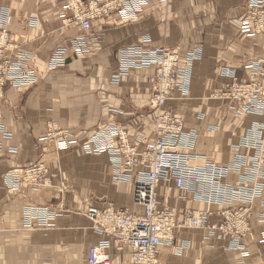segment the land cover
<instances>
[{
  "label": "crops",
  "instance_id": "crops-1",
  "mask_svg": "<svg viewBox=\"0 0 264 264\" xmlns=\"http://www.w3.org/2000/svg\"><path fill=\"white\" fill-rule=\"evenodd\" d=\"M63 3L0 0V8L9 12L8 34L38 74L35 86L15 89L6 83L4 88L0 108V264H86L88 248L100 239L85 216L88 209L110 203L142 213L133 203L132 183H114L108 155L86 154L80 147L92 135L111 128L124 131L130 141L155 136L153 70L132 71L118 84L111 81L122 49L148 38V47L170 49L181 61L186 53L200 51L192 66L188 96L175 95L163 108L181 117L185 132L194 138L189 151L191 165L223 167L239 156H252L253 151L245 149L241 138L251 125L264 121L255 115L235 116L231 102L216 95L228 82L221 70H233L242 81L247 77L246 67L264 58V37H247L240 32L238 21L246 13L247 0L151 1L136 20H122L114 14L92 23L84 38L85 56L69 57L65 67L49 71L51 52L69 39L83 36L80 27L63 25L61 16L68 15L61 8ZM49 123L67 130L76 146L57 151L40 141ZM36 163L49 170L50 186L22 182L13 187L7 182V175L21 177L25 168ZM227 179L234 184L238 176L229 172ZM158 200L162 206L176 205L185 211L206 209L190 192L178 190L173 183L160 185ZM262 203L264 191L252 207L250 233L242 240L247 257L230 250L227 241L207 240L203 230L186 229L177 232L173 242L186 248L177 254L172 246H161L159 264H264ZM33 207H49L54 215L46 218L44 225L42 214L29 221L25 212ZM217 209L210 207L213 212ZM211 221L218 220L213 217ZM129 260V252L119 254L112 249L111 264Z\"/></svg>",
  "mask_w": 264,
  "mask_h": 264
},
{
  "label": "built area",
  "instance_id": "built-area-1",
  "mask_svg": "<svg viewBox=\"0 0 264 264\" xmlns=\"http://www.w3.org/2000/svg\"><path fill=\"white\" fill-rule=\"evenodd\" d=\"M151 1L162 4L169 2L64 0L61 8L68 17L62 21L64 26H78L84 35H88L93 22L107 20L114 14L123 20L137 19V13ZM246 7L245 15L238 21L240 32L247 37H264V0H247ZM8 24L9 12L0 8V108L6 83L19 89L35 86L38 81L34 66L27 62L14 39L6 33ZM72 45L80 56L87 53L84 51V41L76 39ZM67 50L63 46L53 52L48 64L50 70L65 65ZM199 57L200 51L196 50L187 53L184 60L179 62V56L170 49L148 47L146 38L120 51L116 72L111 79L113 84L128 78L132 71L153 70L150 78L151 106L157 111L156 132L152 139L129 141L124 131L111 128L97 133V138L92 142L93 150L90 141L84 146L87 153L108 155L109 163L114 168V183H132L133 203L142 209L141 214H134L110 203L100 209H88L85 216L100 239L96 246L88 248L86 264H111L113 248L119 254L129 252L130 260L123 264H159L161 246H172L177 254L186 248L184 244H173L174 235L186 229L203 230L207 240L218 238L227 241L230 250L244 251L242 239L251 230L253 202L259 199L264 188L258 180H264V121L251 125L241 140L244 147L253 151L252 156H239L223 167L212 163L191 165L189 151L194 138L185 132L181 117L163 108L175 95L188 96L192 64ZM246 68L247 77L242 81L236 79L233 70H221L220 75L228 82L216 95L231 101L230 109L239 118L249 115L264 118V58L251 62ZM49 125L52 128L55 126ZM106 134L108 140L104 145H99L100 138ZM39 140L42 141V138ZM48 140L57 149H66L74 144L72 137L64 133L59 137L51 136ZM15 152L12 150V153ZM229 172L239 175L236 183L227 181ZM22 174V177L15 174L14 179L35 187L43 184V174L47 175V170L39 165L23 170ZM7 182L11 185L12 179L7 178ZM162 183H173L178 190L190 192L194 200L203 203L206 209L185 211L176 205L162 206L158 200ZM235 204L237 206L234 207ZM211 206L218 209L213 212ZM39 209L43 218L44 211ZM213 217L218 221L212 222ZM260 218H263L262 214ZM45 222L42 219L41 225Z\"/></svg>",
  "mask_w": 264,
  "mask_h": 264
},
{
  "label": "rangeland",
  "instance_id": "rangeland-1",
  "mask_svg": "<svg viewBox=\"0 0 264 264\" xmlns=\"http://www.w3.org/2000/svg\"><path fill=\"white\" fill-rule=\"evenodd\" d=\"M1 9H4V8H1ZM7 10V9H6ZM68 17V15H62L61 16V21L63 20V18H67ZM62 23H63V21H62ZM8 27V26H7ZM6 33L8 34V32H7V28H6ZM9 35V34H8ZM10 36V35H9ZM87 36V34H85L84 35V33H83V36L81 37V38H71V39H69L64 45H62V46H59V47H63V46H65V48H67L68 50H67V55H66V60H65V65L63 66V67H65L66 66V64H67V61H68V59H69V57H74L75 59H78V58H82L83 56H85V55H82V56H80L77 52H76V50H75V46H73L72 45V42L74 41V40H76V39H80V40H82V41H84V38ZM85 42V41H84ZM59 47H57V48H59ZM56 48V49H57ZM55 49V50H56ZM84 49V48H83ZM54 50V51H55ZM53 51V52H54ZM84 51H85V49H84ZM53 52H51V54H50V56H49V58H48V61H47V69L49 70V71H55V70H58V69H61V68H63V67H60V68H57V69H55V70H50L49 69V67H48V64H49V61H50V59H51V56H52V54H53ZM86 52V51H85ZM86 54V53H85ZM32 66V65H31ZM33 67V66H32ZM49 124H52V123H49ZM49 124H47V129H46V132H45V134L42 136V142H46V143H48V144H51V145H53V147H54V144L51 142V141H49L48 139H50L51 138V136H55V137H59V136H62V133H64V134H66V136L67 137H71V135L69 134V132L67 131V130H62V129H58L57 127H53L52 128V126L51 125H49ZM116 131H118L117 129H116ZM97 138V133L95 134V135H92L91 136V139H90V145H91V148H92V150H93V147H94V145H93V143L92 142H94L95 141V139ZM141 139V138H140ZM108 140V134H106L105 136H103V137H101L100 138V144L99 145H104V143L106 142ZM141 140H149V139H141ZM129 141H130V139H129ZM76 144H77V142H75L74 141V144H71L72 146H69L68 148H74V146H76ZM86 144H89V141L87 142V143H85V144H83L82 146H80V147H82V150L86 153V154H90V153H87L86 151H85V149H84V146L86 145ZM57 151H62V150H67L68 148H66V149H57L56 147H54ZM91 155H95V152H93ZM96 156V155H95ZM39 165H42V164H38V163H36V164H34V165H32V166H30V167H27V168H25L26 170H28V169H31V168H35V167H39ZM42 167L44 168V169H46L47 170V175H45V174H43V178H44V181H43V184L41 185V186H50V184L49 183H51V178H50V175H48L49 174V170L47 169V167L46 166H44V165H42ZM24 169V170H25ZM244 205H242V206H240V207H243ZM239 207V208H240ZM42 209H43V211H44V215H43V220H46V218H51V216L52 215H54V212H53V209H51V208H49V207H42ZM118 209H122V208H118ZM122 210H126V209H122ZM48 212V213H47ZM87 212V211H86ZM86 214V213H85ZM250 229H251V226H250ZM246 238V237H245ZM244 239V238H243ZM242 239V240H243ZM243 250L244 251H241V250H236V251H238V252H240V256H241V258H245V257H247V252H246V249H245V247L243 246ZM243 252H244V254H243Z\"/></svg>",
  "mask_w": 264,
  "mask_h": 264
},
{
  "label": "bare ground",
  "instance_id": "bare-ground-1",
  "mask_svg": "<svg viewBox=\"0 0 264 264\" xmlns=\"http://www.w3.org/2000/svg\"><path fill=\"white\" fill-rule=\"evenodd\" d=\"M170 1V0H169ZM155 2H157V3H159V4H162L161 2H159V1H155ZM165 4H167V3H165ZM147 5V4H146ZM145 5V6H146ZM145 6H143L142 7V9H141V11H139L138 13H137V16H136V18H138V16H139V14L143 11V8L145 7ZM123 20V19H122ZM136 20V19H135ZM126 21H130V20H126ZM242 33V32H241ZM243 34V33H242ZM244 35V34H243ZM255 37V36H254ZM145 39V38H144ZM147 39V44H149V42H150V40L148 39V38H146ZM153 48V47H152ZM157 48V47H156ZM194 51H196V50H192V51H190V52H194ZM189 53V52H188ZM177 54V53H176ZM178 55V54H177ZM187 55V53L185 54V56ZM179 56V55H178ZM185 56H184V58H185ZM179 60V62L181 61L180 60V58L178 59ZM184 60V59H183ZM182 60V61H183ZM195 62V61H194ZM192 66H193V64H192ZM179 97V96H178ZM179 98H183V97H179ZM231 102V101H230ZM231 105H232V102H231ZM257 117H260V116H257ZM246 135V134H245ZM244 137V136H243ZM242 137V138H243ZM242 138H241V140H242ZM245 149H248V148H246L245 147ZM248 150H250V149H248ZM12 153V152H11ZM233 173V172H232ZM15 174L16 173H13V174H11V175H7L5 178H11L12 179V182H11V186H15V187H18L22 182H20V180H15L14 179V176H15ZM23 175V174H22ZM237 176H239L238 174H236ZM22 177V176H21ZM228 180V179H227ZM259 180V183H262L263 184V186H264V183H263V179H258ZM24 183V182H23ZM26 184V183H25ZM263 191H264V188L262 189V191H261V195H260V197H259V199H261V197L263 196ZM256 201V200H255ZM255 201L253 202V203H255ZM40 214H42V211H40V209L39 208H35V207H33V208H30L28 211H26L25 212V217L30 221V219H31V217L32 216H38V215H40Z\"/></svg>",
  "mask_w": 264,
  "mask_h": 264
}]
</instances>
